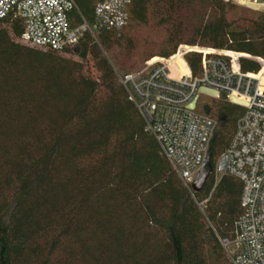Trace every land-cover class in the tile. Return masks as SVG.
Returning a JSON list of instances; mask_svg holds the SVG:
<instances>
[{
	"label": "trees",
	"instance_id": "1",
	"mask_svg": "<svg viewBox=\"0 0 264 264\" xmlns=\"http://www.w3.org/2000/svg\"><path fill=\"white\" fill-rule=\"evenodd\" d=\"M103 1L74 0L75 22L84 19L94 36L61 51L23 44L21 21L0 19V264H232L221 240L233 237L243 211L242 182L216 176L215 166L244 107L208 96L211 171L191 194L116 72L167 58L180 44L264 60V12L227 0H129L116 30L99 23ZM150 23L164 36L139 61L133 30ZM185 60L201 74L200 53ZM239 65L260 70L249 57Z\"/></svg>",
	"mask_w": 264,
	"mask_h": 264
},
{
	"label": "built area",
	"instance_id": "2",
	"mask_svg": "<svg viewBox=\"0 0 264 264\" xmlns=\"http://www.w3.org/2000/svg\"><path fill=\"white\" fill-rule=\"evenodd\" d=\"M232 1V0H227ZM264 12V0H240ZM129 0H106L95 5L100 25L120 29L126 20ZM78 14L74 0H0V19L21 21L20 42L29 46L61 51L76 46L86 32L94 33ZM186 51H191L188 49ZM150 65L145 72L117 77L134 104L145 132L153 136L182 184L192 194V182L205 162L216 121L197 110L199 88L214 91L215 98L245 103L244 112L222 157L223 173L242 182V213L233 224V237L221 244L232 264H264V60L257 73L243 72L238 52H200L201 74L190 70L172 76L169 64L185 52ZM198 51V50H197ZM196 99V100H195ZM195 100L194 107L189 108ZM220 160V159H219Z\"/></svg>",
	"mask_w": 264,
	"mask_h": 264
},
{
	"label": "rangeland",
	"instance_id": "3",
	"mask_svg": "<svg viewBox=\"0 0 264 264\" xmlns=\"http://www.w3.org/2000/svg\"><path fill=\"white\" fill-rule=\"evenodd\" d=\"M230 2L238 5L239 7L247 9L248 11L262 12L258 9L253 10V9L248 8L247 6L243 5V3L240 0H232ZM163 36H164L163 29L155 26L153 23H150L148 25H136L134 27V30H133V38H134L133 42L135 45L133 54L135 56V59L141 61L142 59H144L150 55H155L156 54L155 51L158 48L159 43L162 41ZM187 48L191 49V51L198 52V53L203 52V51H208V50H213L215 52H218V51L236 52L233 50H218V49H213L210 47H202V46H198V45L190 46V45L180 44L177 47L174 54L178 53L179 51L184 52L187 50ZM191 51H186L185 54H183V57H180L181 60L184 61L185 70H189V67H188L186 60H185V55L187 52H191ZM238 53H241V52H238ZM174 54H172V55H174ZM200 54H202V53H200ZM241 54H244L241 57H249V58L254 59V57L250 56L249 54H246V53H241ZM69 56L76 59V56H74V55H69ZM171 56H169L167 58L160 57V56H153V57L149 58L148 60L144 61L142 64L140 63V66L137 69L131 70V71H129V73L134 74V73H139V72H145L150 68V65H148L149 63L152 62L151 65H154V64L158 63L160 60H168ZM171 62H170L171 64H169V71H170V73L175 72V75H177L178 70L182 68L180 61L173 59ZM200 101L201 102L205 101L204 104H208V106L211 105L213 107V110L215 109V101L209 102V97L207 95L202 94ZM219 159L217 160V162L219 161ZM215 174H216V176H219L221 173H218L215 170Z\"/></svg>",
	"mask_w": 264,
	"mask_h": 264
},
{
	"label": "water",
	"instance_id": "4",
	"mask_svg": "<svg viewBox=\"0 0 264 264\" xmlns=\"http://www.w3.org/2000/svg\"><path fill=\"white\" fill-rule=\"evenodd\" d=\"M247 7L250 8V9H253V10H257L256 5L249 4V5H247ZM199 92L201 94H204V95H207V96H210V97H214L216 95V93L214 91H211V90H209L207 88H203V87L199 88ZM197 98H198V96H196V99ZM195 100H193L191 102V104L189 105L190 109H192L194 107ZM230 102L234 103V104H237V105H240V106H244L245 105L244 102H242L240 100H237L236 98H232V97L230 98ZM203 112L206 115H208L210 113V108H209V106L207 104L203 105ZM225 165H226V158L222 157L217 162V164L215 166V170L218 173H223L224 169H225ZM210 171H211V166H210V163H209V158L207 157L205 162L201 166L199 172L197 173L196 177L194 178V180L192 182L193 191H198V190L201 189V187L203 186L204 182L206 181Z\"/></svg>",
	"mask_w": 264,
	"mask_h": 264
},
{
	"label": "bare ground",
	"instance_id": "5",
	"mask_svg": "<svg viewBox=\"0 0 264 264\" xmlns=\"http://www.w3.org/2000/svg\"><path fill=\"white\" fill-rule=\"evenodd\" d=\"M176 60L177 61H180V64H181V69H179L178 70V74L177 75H179L182 71H185V64H184V61L183 60H181V58L180 57H176ZM172 63V62H171ZM170 63V64H171ZM172 74V76H177V75H175V72L174 73H171Z\"/></svg>",
	"mask_w": 264,
	"mask_h": 264
}]
</instances>
